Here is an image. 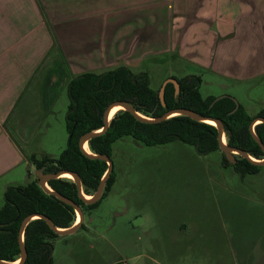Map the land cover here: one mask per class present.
<instances>
[{
    "label": "crops",
    "instance_id": "0c3cea01",
    "mask_svg": "<svg viewBox=\"0 0 264 264\" xmlns=\"http://www.w3.org/2000/svg\"><path fill=\"white\" fill-rule=\"evenodd\" d=\"M171 51L200 71L223 73L219 68L228 65L235 78L264 74V0H0V202L7 186L29 180L35 171L30 155L56 157L65 147L67 137L50 147L34 139L47 135L51 107L70 78L130 67L135 52ZM218 55L227 59L217 68ZM243 179L231 194L244 201L250 190L264 199V184ZM226 212L230 229L224 240L213 239L203 251L193 234L203 223L183 222L180 244L173 235L161 252L188 259L196 249L198 264H204L210 248L211 264H264V214L250 232L251 215L230 204ZM155 249L153 240L147 252L138 246L135 264L154 261Z\"/></svg>",
    "mask_w": 264,
    "mask_h": 264
},
{
    "label": "rangeland",
    "instance_id": "374dc122",
    "mask_svg": "<svg viewBox=\"0 0 264 264\" xmlns=\"http://www.w3.org/2000/svg\"><path fill=\"white\" fill-rule=\"evenodd\" d=\"M226 59L215 56L213 66L218 68V63L222 65ZM130 68L134 73L148 71L150 87L154 90H159L168 77L196 74L201 77L199 91L203 97L229 94L250 114L264 104V74L235 78L230 74L234 69L228 65L219 68L223 73L200 71L195 64L179 59L177 52L172 51L156 55L135 52V63ZM67 103L66 88L61 87L48 115L47 135L38 134L34 141H43L50 147L60 138L62 143L65 137L68 140L65 127ZM111 159L115 180L110 191L96 207L85 212L83 227L53 239L52 264H113L123 260L135 264L137 247L142 246L147 252V243L151 240L156 245L155 259L147 260L148 264H198L196 249L188 259H183L184 254L171 259L161 252L170 245L173 235L177 239L174 244H180L183 231L180 232L179 226L183 222L203 223L198 232L194 231L197 229L194 226L193 234L198 248L204 251L206 246L216 243L213 239L220 241L227 236L230 221L225 214L229 204L233 211L252 216L248 222L250 232L256 229V216L264 214L261 196L245 190L248 200L241 201L243 195L229 192L241 188L237 185L239 175L233 173L230 166H222L219 152L200 155L194 146L179 140L145 145L125 136L113 143ZM218 163L226 169H220ZM261 169L263 173L248 174L243 180L259 181L258 184L263 185L264 166ZM34 172L21 184L34 179ZM3 201L2 198L0 206ZM240 202H245L246 206L240 207ZM209 251L210 248L208 253L204 252V258H211ZM207 259L204 264H211Z\"/></svg>",
    "mask_w": 264,
    "mask_h": 264
},
{
    "label": "trees",
    "instance_id": "16d2710c",
    "mask_svg": "<svg viewBox=\"0 0 264 264\" xmlns=\"http://www.w3.org/2000/svg\"><path fill=\"white\" fill-rule=\"evenodd\" d=\"M171 77L178 81L179 92H175L173 83H167L163 105L159 90L150 87V75L145 70L134 73L130 67L122 64L100 72L84 71L73 76L66 85V146L56 157L30 155L29 161L36 169L44 167L45 172H56L60 169L77 172L83 192L86 195L92 194L107 169V162L86 156L80 149L78 140L83 133L102 127L103 112L113 100H129L137 111L149 117L160 116L171 108L183 107L205 116L219 118L224 124L226 142L230 146L245 150L256 159L263 158L264 152L253 139L249 125L254 117H264V104L254 114H250L240 103L233 113H229L235 107L233 96L225 94L211 105L216 96L201 95L200 75ZM254 130L264 144V123H257ZM217 135L214 125L193 120L188 116L175 115L158 123H148L137 120L126 110H119L111 118L108 129L88 141V147L93 153L106 154L111 158L113 143L125 136H131L145 145H163L179 140L194 146L200 155L219 152L222 166H230L240 177L260 171L262 166L238 154H235V163H230L220 152ZM114 180L115 172L112 170L101 199L108 194ZM48 185L79 204L84 214L101 201L100 199L96 203L86 204L79 198L76 185L69 178L50 179ZM3 200L0 206V259H18V230L26 215L44 214L57 227L63 228L72 225L76 219L72 206L52 194L45 193L35 178L25 184L7 186ZM83 226L82 222L80 227ZM58 236L60 235L42 218L32 219L24 231L27 257L23 264H52V243Z\"/></svg>",
    "mask_w": 264,
    "mask_h": 264
},
{
    "label": "water",
    "instance_id": "95a60500",
    "mask_svg": "<svg viewBox=\"0 0 264 264\" xmlns=\"http://www.w3.org/2000/svg\"><path fill=\"white\" fill-rule=\"evenodd\" d=\"M169 82L174 84L175 92L176 93L179 92V83L175 78L168 77L167 79H165L164 82L162 83L160 89H159V98H160L163 105H165V102H164L165 86ZM224 95L225 94H221L219 96H216L214 98V100L211 102V105L215 101H217L218 99L223 97ZM234 101H235V107L229 113H233L239 106V103L235 98H234ZM116 106H119L120 110H126V111L130 112L137 120L142 121V122L158 123V122L164 121V120H166L172 116H175V115H184V116H188L191 119L196 120V121H201V122H206V123L212 124L217 128V132H218L217 139H218L219 149L223 153L225 158L230 163H235V161H236L235 154H238L244 158L249 159L252 163H254L256 165L264 166V156L261 159H256L255 157L251 156L247 151L242 150V149L237 148V147L230 146L226 142V140L223 141V135L225 136L224 124L219 118H215V117H211V116H205V115H202V114L195 112L191 109H187V108H183V107L171 108V109L166 110L160 116L149 117V116H146V115L142 114L141 112L137 111L135 109V107L133 106V104L129 100H113L112 102H110L106 106V108L103 112V125H102V127L99 129H96V130H91V131H87V132L83 133L79 137V140H78V145H79L80 149L84 152V154H86V156H88L89 158L101 159V160H104L107 162V169L104 172V174L102 175L95 191L92 194H89V196H90L89 198H86V196H85L86 194L83 192L81 178L77 172L65 170V169H60L56 172H44V167L35 170V179H37L38 185L41 187V189L47 194H52L53 196H55L57 199L64 202L65 204L72 206L75 213L77 214L76 219H77V217H79V220L76 222V219H75V221L72 225H70L69 227L63 228V227H57L53 223V221L48 216H46L44 214L34 213V214L26 215L22 219L20 226H19V230H18V243H19V248H20V254H19L18 259L15 261H8V260L0 259V264H23L25 262L26 257H27V250H26L25 243H24V231H25V227L27 226V224L32 219L42 218L46 222V224L56 234H58L60 236L74 233L80 227L81 223L83 222L84 213H83L81 206L79 204H77L74 200H72L71 198L64 196L60 192L52 189L48 185V181L50 179L62 177L61 174H63V173H69L71 175L70 179L76 185L79 198H81L86 204H93V203H96L97 201H99L101 199L103 192H104V189H105V184H106V182H107V180H108V178H109V176L113 170V161L108 155L100 154V153H93L90 151V149L86 150L84 146H85V144L88 145V141L91 138H93L97 135L103 134L108 129L110 120L113 117L112 116L110 118V112ZM208 120L213 121L214 123H210V122H208ZM259 122L264 123V117H261V116L254 117L252 119V121L250 122L249 130L251 132L253 139L258 143V145L261 147V149L264 152V144L261 141V139L258 137V135L255 133V130H254V126Z\"/></svg>",
    "mask_w": 264,
    "mask_h": 264
},
{
    "label": "bare ground",
    "instance_id": "6f19581e",
    "mask_svg": "<svg viewBox=\"0 0 264 264\" xmlns=\"http://www.w3.org/2000/svg\"><path fill=\"white\" fill-rule=\"evenodd\" d=\"M120 110V107L119 106H116V107H114L112 110H111V112H110V118L117 112V111H119ZM208 122H210V123H214L213 121H210V120H208ZM226 140V137L223 135V141H225ZM85 149L86 150H88L89 149V147H88V145L87 144H85ZM61 176L63 177V178H71V175L69 174V173H63V174H61ZM86 196V195H85ZM86 198H88V196L86 197ZM79 220V217H77V219H76V222Z\"/></svg>",
    "mask_w": 264,
    "mask_h": 264
},
{
    "label": "built area",
    "instance_id": "2783aa9c",
    "mask_svg": "<svg viewBox=\"0 0 264 264\" xmlns=\"http://www.w3.org/2000/svg\"><path fill=\"white\" fill-rule=\"evenodd\" d=\"M120 264H128L127 260H123L120 262Z\"/></svg>",
    "mask_w": 264,
    "mask_h": 264
},
{
    "label": "flooded vegetation",
    "instance_id": "af4514ba",
    "mask_svg": "<svg viewBox=\"0 0 264 264\" xmlns=\"http://www.w3.org/2000/svg\"><path fill=\"white\" fill-rule=\"evenodd\" d=\"M233 98H234V97H233ZM235 99H236V98H235ZM236 100H237V99H236ZM238 103H239V102H238ZM262 105H263V104H262ZM262 105H261V106H262ZM35 170H36V168H35ZM44 172H45V171H44ZM34 173H35V172H34ZM34 178H35V177H34ZM86 197H87V196H86ZM88 198H89V197H88ZM83 213H84V212H83ZM83 222H84V220H83Z\"/></svg>",
    "mask_w": 264,
    "mask_h": 264
}]
</instances>
